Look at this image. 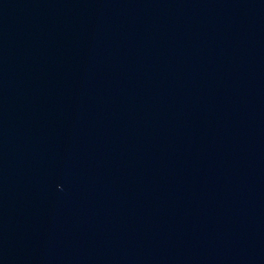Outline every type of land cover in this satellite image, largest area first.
<instances>
[{
    "label": "water",
    "instance_id": "obj_1",
    "mask_svg": "<svg viewBox=\"0 0 264 264\" xmlns=\"http://www.w3.org/2000/svg\"><path fill=\"white\" fill-rule=\"evenodd\" d=\"M0 264H264V0H0Z\"/></svg>",
    "mask_w": 264,
    "mask_h": 264
}]
</instances>
